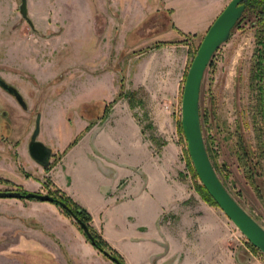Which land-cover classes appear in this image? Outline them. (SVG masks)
I'll use <instances>...</instances> for the list:
<instances>
[{
    "label": "crops",
    "instance_id": "0c3cea01",
    "mask_svg": "<svg viewBox=\"0 0 264 264\" xmlns=\"http://www.w3.org/2000/svg\"><path fill=\"white\" fill-rule=\"evenodd\" d=\"M17 1L12 0L16 11L12 31L16 37L14 47L21 55L20 59L26 62L25 66L32 64L33 47L42 44L46 49L50 47V53H65L66 47L76 45L78 39L79 80H85L82 87L87 94L82 103H102L95 121L91 120L87 109L80 110L75 143L71 144L72 138L63 147L53 149L59 158L44 174L50 181L49 187L64 191L88 209L93 216L91 224L126 264H263L254 255L249 256L245 246L230 241L229 228L215 206L199 200L186 205L182 200L189 192L175 173L179 146L174 139L168 141L166 135L172 136L174 129L172 86L175 85L172 84L179 80L183 65L182 54L171 55L169 51L179 49L176 47H182L184 51L183 44L175 43L184 35L196 32L199 25L195 27L182 21L183 10H175L169 0H156L158 3L155 0H26L29 24L17 12ZM184 2L197 7L194 14L198 18L201 16L204 32L227 4L224 0ZM150 18H155L156 28L153 33L145 34L146 37H157L175 27L176 37L154 41L169 40L173 44L139 51L141 40L138 44L134 40L127 45L119 43L120 37L126 38L130 34L139 39L145 37L138 30ZM167 18L170 19L169 26ZM110 54H113L114 58H110L116 66L108 67L107 63L99 66ZM120 54L122 58L128 56L123 74L129 83L127 88L132 85L131 90H138V95L131 100L133 105L125 97L107 105L118 93V83L114 79L121 72ZM169 62L174 65V72L166 74ZM103 74L111 83L102 80ZM132 80H135L133 84ZM162 80H172L170 87L162 85ZM94 86H106L109 96L93 98ZM145 90L154 110L147 109L141 116L135 105L140 99L139 93L145 94ZM142 99L144 102L143 96ZM65 113L55 111L58 120L46 124H59V118ZM146 119L151 122V130H145L142 125ZM154 148L158 149L157 157ZM18 154L23 155V152L18 151ZM30 179L27 177L24 190H45L40 181ZM5 188L1 183L0 190H7ZM8 209L10 214L0 217V229L5 231L9 226L15 233L19 231L15 247H22L24 240L33 241L41 247H51L52 264H67V258L74 264H87L70 247L72 239L44 215L47 210L58 212L54 204L25 198L0 200V210ZM163 209L169 210L171 219L168 221L160 220ZM64 221L72 226L66 218ZM33 223L40 224L41 230L35 229ZM73 229L78 232L75 227ZM42 231L54 234L59 242L51 241ZM80 239L89 247L83 236ZM61 245L66 256L60 254ZM88 251H94V248L89 247Z\"/></svg>",
    "mask_w": 264,
    "mask_h": 264
},
{
    "label": "rangeland",
    "instance_id": "374dc122",
    "mask_svg": "<svg viewBox=\"0 0 264 264\" xmlns=\"http://www.w3.org/2000/svg\"><path fill=\"white\" fill-rule=\"evenodd\" d=\"M224 1L228 3L230 0ZM169 2L170 6L175 10H183L182 16L184 17H182V21L191 23L195 27L199 25L196 32L184 35L182 39L177 41L178 43H175L183 44L184 51H182V47H176L179 49L172 48L169 51L171 55L179 56V53L182 54L183 71L179 80H174L172 84L175 85L172 86V93H174V96H172V105L175 111L174 129L172 136H169L168 133L166 135L169 137L168 141L174 139L179 146L174 164L175 173L178 178L184 181L189 192L182 200L186 205H193L195 204V200H199V202L204 200L193 186L192 171L188 163V158L193 170L194 167L189 157L183 132L180 133L177 130V120L180 125L181 97L184 80L205 32L202 30V24L200 22L201 16L198 18L194 14L196 13L195 10H197V7L192 6V4L189 5V3L186 4L184 0H169ZM19 5L20 0L17 1V12L20 13ZM242 14L244 18L240 25L232 29L229 39L213 54L204 72L200 88V123L204 144L207 147V151L211 154L210 160L212 165H214L213 167H215L219 179L239 204L250 215L260 221L264 227V99L261 103L259 102L260 90L258 91L256 85L250 82L255 69V56L260 49L257 34L261 27L255 24L256 16L254 12L244 9ZM15 15L16 11L12 0H0V75L18 89L25 102V106H20L13 96L0 89V118H2L0 119V178L10 181L8 184L2 183L7 190H16V187L24 190L28 182L26 179L30 177L32 181L38 180L44 184L45 190L38 193H48V191L52 192L54 188L49 187L50 181L46 176L44 177L47 170L34 161L28 153V143L35 127L37 115L40 116L37 139L54 152V156L50 159V162H54L58 155L53 149L58 146L63 147L72 138H75L77 130L79 129L77 122L79 120L80 110L84 112L87 109L88 114L91 115V120L95 121V115H98L100 112L102 107L100 104L102 103L86 104L87 106L82 103L87 94L82 87V82L84 83L85 80H79L80 60L78 39L76 45L74 43V45L66 47L65 53L57 51L50 53V47L46 49L42 44L33 47L31 54L32 64L31 66H25L26 62L24 63L20 59L21 55L16 52V46L14 47L16 37L12 29L15 27ZM22 19L24 20L23 17ZM24 22V24L27 23L26 21ZM166 22L169 26L170 19L167 18ZM166 22L164 21V23ZM154 23L155 18H150V20L146 21L144 27L138 30V33H144V35L149 32L153 33L156 28H154ZM175 29L174 27L173 30H168L166 33L160 34L157 37L154 35L146 37L145 35V37L140 39L130 34L126 38L120 37L119 43H125L127 45L130 41L134 40L138 41L136 42L138 44L141 40L143 42L138 45L139 51L155 47L158 48L160 46L157 45H164L165 43H158L163 41H154L157 39H172L176 37L178 33ZM164 42L169 44L173 41L170 42L168 40ZM149 43L151 44L149 45ZM63 55L65 56V62H63L64 60L62 61ZM118 56L119 53L117 54ZM121 56L120 54L118 62L121 72L115 76L116 78L114 80H117L118 83V93L121 90L123 95L117 98L116 102L122 97H125L131 105V100L138 95V90H131L132 85L130 89L127 88L129 83L125 80L123 74L128 56H123V58ZM110 57L114 58L113 54H110L107 57L108 59L105 57L106 59L98 65L101 66L107 63L108 67H115L116 65ZM173 68L174 65L172 63H167L165 68L166 74L174 72ZM102 80H108L106 74L102 75ZM134 81L132 80L131 84ZM108 82L111 83V80H108ZM171 82L172 80H162L161 83L162 85L166 84L167 87H170ZM121 83L123 84L122 89H120ZM145 92V94L142 92L139 93L140 99L137 100L135 105L136 112L141 116L147 109H150L151 112L154 110L152 101L148 99L149 93L146 90ZM91 93L94 96L93 98L109 96V91L106 89V86L105 88L103 86H94ZM131 96L132 99H130ZM142 96L144 97V102ZM57 110L63 113L67 112L59 118L62 124L59 123L56 125L52 122L50 125H47V121L58 120L57 116H54V112ZM142 125L145 130L152 129L151 122L148 119ZM15 147H18V149H14ZM18 151L20 153L22 151L23 155L18 154ZM153 153L157 157L158 149L154 148ZM249 168L253 169L252 175L255 177L256 187L250 181L249 171L247 170ZM170 180H173V178ZM197 180L201 183L198 176ZM61 192L69 197L64 191L61 190ZM9 199L8 197H0V200ZM70 199L75 202L72 198ZM26 200L39 201L33 198ZM41 202L47 203L48 201ZM75 203L78 204L77 202ZM78 205L81 206L80 204ZM81 207L89 213L92 221L93 216L90 211L83 206ZM215 207L229 228L230 241L236 242L239 246H245L248 254L250 253L249 256L254 255L264 264V254L258 248L254 252L249 245L250 242L236 225L218 206ZM56 208L58 212L47 210L44 215L50 217L49 220L51 223L56 227H61L64 233L72 239L70 241V247L74 248L87 264H114L87 240L84 234L78 229L72 217L66 215L60 207L56 206ZM168 211L167 209H163L160 212L161 221L171 219ZM14 213L18 215L17 212L14 211ZM21 213L26 215L25 212ZM9 214V209L5 211L0 210V217ZM64 218L70 221L72 226L68 225L64 221ZM33 225L36 227L35 229L41 230L40 224L33 223ZM91 226L93 225L91 224ZM74 227L79 233L73 229ZM3 233L4 235H2ZM42 233L46 237L50 236L51 241L56 240L59 242L54 237V234H50L49 232L44 233L43 231ZM18 234L19 231L17 230L15 233L13 227L8 226L5 231L4 229H0V236L5 241H3L4 243H0V246L3 247L0 252L2 255V264L51 263L52 255L49 253L52 252L49 245L41 247L38 243L33 241L28 243V241L24 240L23 248L19 245L15 247L14 243L16 235ZM82 236L87 240L88 246L94 248V251L89 252V247L83 245V240L80 239ZM25 241L27 242L26 245ZM107 244L110 246L108 242ZM60 247V254H65L66 256L63 245ZM22 250H25L24 253Z\"/></svg>",
    "mask_w": 264,
    "mask_h": 264
},
{
    "label": "water",
    "instance_id": "95a60500",
    "mask_svg": "<svg viewBox=\"0 0 264 264\" xmlns=\"http://www.w3.org/2000/svg\"><path fill=\"white\" fill-rule=\"evenodd\" d=\"M245 0H230L214 18L205 31L196 53L188 68L181 97L180 126L187 144V150L194 170L207 192L217 203L218 207L236 225L248 241L264 254V227L250 213L239 204L219 179L209 158L200 123V88L204 72L210 63L213 54L225 43L240 19L244 9ZM20 13L27 16L26 0H20ZM0 87L15 96L21 106L25 102L20 93L0 77ZM39 115L28 143L30 157L43 167L50 164L51 149L37 139L39 133ZM0 197L8 198H33L39 201L54 202L55 198L48 193L27 191L22 193L17 190H0ZM77 222L92 244L94 237L88 226L78 219L73 211L64 202H59ZM100 252L116 264H124L109 251L102 249Z\"/></svg>",
    "mask_w": 264,
    "mask_h": 264
},
{
    "label": "trees",
    "instance_id": "16d2710c",
    "mask_svg": "<svg viewBox=\"0 0 264 264\" xmlns=\"http://www.w3.org/2000/svg\"><path fill=\"white\" fill-rule=\"evenodd\" d=\"M245 10L248 9L252 12L255 13L256 16V22L255 24L257 26H260L261 29L258 30V42L260 43V49L258 50L256 56H255V69L254 72L252 73L251 76V80L250 82L253 85H256L257 90H260V95H259V102L261 103V101H263L264 99V0H245ZM243 14L240 17V19L237 21L235 27H238L241 23V21L243 20ZM232 33V32H231ZM231 35V34H230ZM187 37V36H186ZM158 43H167V42H158ZM156 43V44H158ZM122 83L120 86V89H122ZM122 91L120 90V92L118 93V95L107 105H112L114 102H116L117 98L121 97ZM130 99H132V96L130 97ZM107 109V107H106ZM201 117V115H200ZM177 130L178 132H182L181 127L179 125V121L177 120ZM77 141V137H75L71 144L75 143ZM206 142V141H205ZM207 150V147H206ZM208 152V151H207ZM58 158H59V154ZM61 155V154H60ZM209 158L211 159V154L208 152ZM57 159H55L56 161ZM54 161V162H55ZM54 162H50V164L45 167V169L48 171L50 169V167L53 165ZM188 163L189 166L191 168L192 171V178H193V186L195 188V190L198 192V194L201 196V198L206 201L207 203L213 205V206H218L217 203L213 200V198L210 196V194L207 192V190L205 189V187L197 180V176L193 170V168L190 165L189 162V158H188ZM214 166V165H213ZM215 169V167H214ZM249 172V178L252 184H254V186L256 187V180L254 175H252L253 173V169H247ZM0 182L1 183H10L9 180L7 179H2L0 178ZM16 190L22 192V193H26V190H22L19 187H16ZM48 194H50L51 196H53L55 198V201L52 202L53 204H55L56 206L60 207L62 209V211L71 217V215L59 205V202H64L66 203V205L73 211V213L76 215V217L78 219H80L81 221H83L87 226L89 231L91 232V234L94 237V241L95 243L92 244L96 249L98 250H107L109 251L112 255H114L115 257H117L122 263H124L122 257L114 250L112 249V247H110L107 242L102 238L101 234L93 227L91 226L90 222H91V217L89 215V213L83 209L81 206H79L78 204H76L75 202H73L69 197L65 196L61 190L59 189H54L52 192L48 191ZM78 229L84 234V232L82 231V229L80 228L79 224L76 222ZM84 236L86 237V235L84 234ZM87 238V237H86ZM88 241H90L87 238ZM251 249L255 252L256 251V247L253 246L251 243H249Z\"/></svg>",
    "mask_w": 264,
    "mask_h": 264
},
{
    "label": "flooded vegetation",
    "instance_id": "af4514ba",
    "mask_svg": "<svg viewBox=\"0 0 264 264\" xmlns=\"http://www.w3.org/2000/svg\"><path fill=\"white\" fill-rule=\"evenodd\" d=\"M22 15V14H21ZM23 17V16H22ZM24 18V20H27V22L30 24V21H29V19H28V16H26V17H23ZM0 77L3 79V80H5L1 75H0ZM6 81V80H5ZM7 82V81H6ZM9 85H11L12 87H14L12 84H10L9 82H7ZM17 91H18V89L16 88V87H14ZM0 89L1 90H3L5 93H7V94H9V95H11V96H13L14 97V99L16 100V98H15V96L14 95H12V94H10V93H8L6 90H4L2 87H0ZM19 92V91H18ZM20 93V92H19ZM21 95V94H20ZM22 96V95H21ZM17 101V100H16ZM21 106V105H20ZM0 119H2V118H0ZM54 156V152H51V155H50V159H52V157ZM52 162V161H51ZM2 235H4V233L2 234ZM4 240H3V238H1V236H0V243H4L3 242ZM2 246H0V252L2 251ZM100 251V250H99ZM114 256V255H113ZM1 257H2V255L0 254V264H2V262H1ZM107 257V256H106ZM109 259V258H108ZM66 260V259H65ZM111 260V259H110ZM119 260V259H118ZM67 264H74V263H72L71 262V260L70 259H68L67 258ZM112 261V260H111ZM120 261V260H119ZM114 264H116L114 261H112ZM121 262V261H120Z\"/></svg>",
    "mask_w": 264,
    "mask_h": 264
}]
</instances>
